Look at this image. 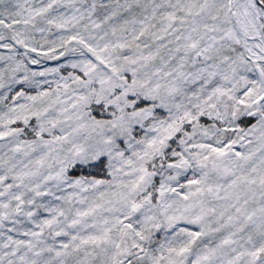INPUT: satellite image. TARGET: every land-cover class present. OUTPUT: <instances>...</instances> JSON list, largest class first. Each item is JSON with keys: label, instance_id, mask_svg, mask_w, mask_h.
I'll return each instance as SVG.
<instances>
[{"label": "snow or ice", "instance_id": "1", "mask_svg": "<svg viewBox=\"0 0 264 264\" xmlns=\"http://www.w3.org/2000/svg\"><path fill=\"white\" fill-rule=\"evenodd\" d=\"M0 264H264V0H0Z\"/></svg>", "mask_w": 264, "mask_h": 264}]
</instances>
